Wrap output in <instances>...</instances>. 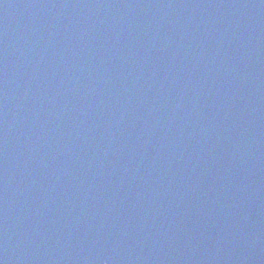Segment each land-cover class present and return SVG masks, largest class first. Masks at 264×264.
<instances>
[{
	"label": "water",
	"instance_id": "1",
	"mask_svg": "<svg viewBox=\"0 0 264 264\" xmlns=\"http://www.w3.org/2000/svg\"><path fill=\"white\" fill-rule=\"evenodd\" d=\"M0 264H264V0H0Z\"/></svg>",
	"mask_w": 264,
	"mask_h": 264
}]
</instances>
